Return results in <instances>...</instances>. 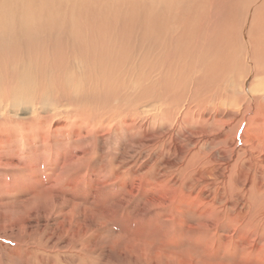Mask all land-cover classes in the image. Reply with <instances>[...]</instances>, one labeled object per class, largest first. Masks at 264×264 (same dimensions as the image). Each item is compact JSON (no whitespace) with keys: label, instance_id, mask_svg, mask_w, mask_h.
<instances>
[{"label":"bare ground","instance_id":"1","mask_svg":"<svg viewBox=\"0 0 264 264\" xmlns=\"http://www.w3.org/2000/svg\"><path fill=\"white\" fill-rule=\"evenodd\" d=\"M49 1L31 9L27 0L0 22L11 33L0 48V131L130 119L144 134L128 146L129 158L172 157L165 169L188 172L213 205L239 206L263 228L262 209L253 215L249 201H264V81L253 88L257 55L264 57V0H64L60 9ZM45 4L53 14L42 12ZM80 69L92 80L112 78L113 91L134 79L132 93L100 114L87 99L88 114L76 92L92 80ZM72 75L86 80L70 83Z\"/></svg>","mask_w":264,"mask_h":264},{"label":"rangeland","instance_id":"2","mask_svg":"<svg viewBox=\"0 0 264 264\" xmlns=\"http://www.w3.org/2000/svg\"><path fill=\"white\" fill-rule=\"evenodd\" d=\"M26 1L0 0V22L21 12ZM43 1L28 0L31 6ZM64 2L50 4L60 9ZM51 7L42 12L53 14ZM6 33L0 31V48L7 44L4 35H11ZM257 59L253 88L264 81V57ZM80 72L94 78L91 71ZM85 77L72 75L69 82ZM111 79L85 83L76 92L79 108L88 113L92 101L100 114L103 104L131 95L134 79L115 91ZM130 122L1 128L0 264H264V227L240 216L239 206L213 205L187 177L188 183V172L165 169L172 157L158 163L129 158L128 146L144 134ZM249 202L253 215L262 209L264 217L263 197Z\"/></svg>","mask_w":264,"mask_h":264}]
</instances>
